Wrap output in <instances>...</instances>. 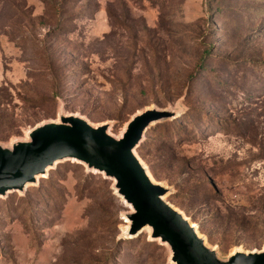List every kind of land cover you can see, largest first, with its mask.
I'll return each instance as SVG.
<instances>
[{
  "label": "rangeland",
  "instance_id": "1",
  "mask_svg": "<svg viewBox=\"0 0 264 264\" xmlns=\"http://www.w3.org/2000/svg\"><path fill=\"white\" fill-rule=\"evenodd\" d=\"M224 258L264 247V0H0V143L59 109L118 137ZM112 182L62 162L0 198V264H169Z\"/></svg>",
  "mask_w": 264,
  "mask_h": 264
},
{
  "label": "water",
  "instance_id": "2",
  "mask_svg": "<svg viewBox=\"0 0 264 264\" xmlns=\"http://www.w3.org/2000/svg\"><path fill=\"white\" fill-rule=\"evenodd\" d=\"M179 112L144 109L114 137L108 133V124L95 126L59 109L56 120L34 126L24 139L8 145L0 143V198L15 192L23 194L56 164L74 162L112 182L114 194L129 209L124 214V236L135 237L147 230L148 240L166 247L169 264H264V247L251 252L235 250L220 257L196 226L164 200L170 190L152 180L136 156L145 131Z\"/></svg>",
  "mask_w": 264,
  "mask_h": 264
}]
</instances>
